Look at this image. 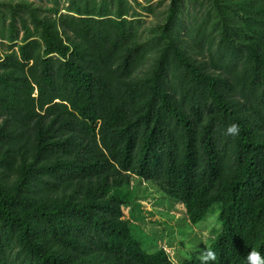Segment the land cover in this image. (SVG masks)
I'll return each instance as SVG.
<instances>
[{
    "label": "trees",
    "instance_id": "16d2710c",
    "mask_svg": "<svg viewBox=\"0 0 264 264\" xmlns=\"http://www.w3.org/2000/svg\"><path fill=\"white\" fill-rule=\"evenodd\" d=\"M81 1L57 20L5 5L13 37L18 22L24 34L0 59V172L12 177L0 180V264H173L122 219L115 188L129 173L192 222L216 209L215 238L181 264L264 254V0H208L199 24L182 27V7L197 0H171L165 25L149 30L152 69L138 77L147 49L134 24Z\"/></svg>",
    "mask_w": 264,
    "mask_h": 264
},
{
    "label": "rangeland",
    "instance_id": "374dc122",
    "mask_svg": "<svg viewBox=\"0 0 264 264\" xmlns=\"http://www.w3.org/2000/svg\"><path fill=\"white\" fill-rule=\"evenodd\" d=\"M96 1L95 14L100 12V5L104 2L106 16H120L134 24L135 34L139 41L144 42L147 52L136 61L131 75L138 77L149 73L154 64L158 44L154 43V35L149 30L165 25V13L171 0H121L120 3H111L110 0ZM16 3L26 4L39 17L55 20L60 13L76 14V8L71 5L70 0H0V14L4 12V19L0 18V59L17 49L24 34L20 22L15 28L18 35L13 37L11 32V13L5 5ZM77 3L81 4L82 1L77 0ZM186 3V7H182L178 25L196 26L206 14L210 2L197 0L196 3ZM181 27L178 30H181ZM29 28L31 35L39 36V30L30 22ZM195 38L197 37H191L192 43H195ZM183 40L190 41L186 36ZM121 178L125 181L120 179L121 183L115 188V192L127 199V203L121 207L122 219L145 251L162 249L173 264H181L184 258L202 254L215 238L220 227L216 209L208 213L203 220L192 222L184 205L167 196L154 182L130 173L127 176L121 175ZM11 179V176L0 172V180L3 183L10 184Z\"/></svg>",
    "mask_w": 264,
    "mask_h": 264
},
{
    "label": "clouds",
    "instance_id": "9594fccd",
    "mask_svg": "<svg viewBox=\"0 0 264 264\" xmlns=\"http://www.w3.org/2000/svg\"><path fill=\"white\" fill-rule=\"evenodd\" d=\"M226 135L228 136H237L240 132V127L237 123H231L226 127ZM215 259L214 254L209 251L205 256L202 257V264H208L209 261ZM244 264H264V254H261L260 251L255 249H249L244 254Z\"/></svg>",
    "mask_w": 264,
    "mask_h": 264
}]
</instances>
